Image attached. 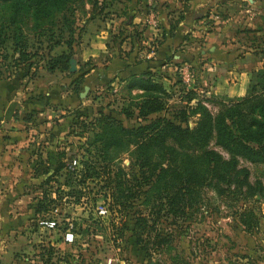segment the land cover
<instances>
[{"label":"rangeland","instance_id":"rangeland-1","mask_svg":"<svg viewBox=\"0 0 264 264\" xmlns=\"http://www.w3.org/2000/svg\"><path fill=\"white\" fill-rule=\"evenodd\" d=\"M148 1L149 3H145V0H81V4L77 5L72 12L75 19L74 29L77 32L72 45V57L77 59V65L75 66L72 62L73 70L53 71L51 74H48V71L42 67L37 68L35 76L39 77L38 85L43 86L47 82V87L44 90L48 92L56 90L57 97L51 103L47 100L48 96L43 95L44 91H40V89V93L39 91H29L31 92L29 95L36 93L30 97L35 98L36 96V100H40V103L37 104L41 109L46 107L51 112L44 114L43 119L40 118L37 124L46 125L48 123L58 127L60 136H62L56 145L57 148H52L54 153L52 155L44 154L46 159L39 163L41 165L46 162L42 166L43 174L47 175L53 169L54 156L58 155L57 152L61 153L62 158L71 156V166H79L78 160L82 156L83 158L86 156L83 148L90 136L89 129L85 127V121L98 111L112 115L125 126H134L158 115L170 118V115L178 108H183L186 105L194 106L196 100H200L201 104L214 112L216 104L210 100L206 101L204 98L211 95L233 98L245 93L247 84L253 78L255 70L264 60V0H224L223 2L207 0L208 8L199 25L200 30L205 33L201 36H187L185 33L186 43L179 42L177 46L170 49L167 55L155 52L159 50L157 47L164 39L163 33L157 32L149 37H144L142 33L144 30L154 29L153 27L157 24V13L152 15L153 23H150L152 18L147 17L154 12V10L148 11V8L152 9L151 2L162 1L165 3L167 0ZM175 1L181 2V6H183L188 5L191 0ZM166 6L163 7L167 8ZM134 8L142 13L147 10L148 13L143 18V22L139 21L133 24L135 26L128 27L129 31L141 28L142 32L136 34L134 45H129L122 51L123 56L130 52L134 53L132 59L134 62L136 58H152L150 67L146 68L144 73L151 74L152 78L159 81L164 88V93L160 96L161 109L148 114L146 118L137 116L134 106V102L141 100L142 91L137 88L127 89L125 87L127 83L123 80L126 76L124 69L129 66V63L125 64V67L121 66L124 67L123 69H118V63H113L109 69H106L104 64L102 65V61L108 58H118V16L122 14L121 16L126 19ZM181 12L182 10H178L172 13L169 31L176 29L177 22L183 16ZM99 29L103 30V34H105L102 45L104 50L101 53H95L92 58L86 55L87 45L90 41V37L87 35L97 33ZM124 30L126 31L127 27H122L120 33L123 34ZM154 32L156 31L154 30ZM168 34L169 36L173 35L169 32ZM219 40L231 42L232 60L229 62L231 70L238 72L245 69L243 71H245L246 82L242 94H233L227 88V91H224V87L229 86L236 92L240 84L233 77H230L231 80L224 79L225 70L219 69L217 66L221 64L225 66L226 63L216 62L209 52L214 48V42ZM34 46L32 44L31 50ZM61 47L63 44L54 48L53 52H57ZM208 47L209 49H207ZM37 52L42 54L45 51L38 49ZM33 59L36 60L35 57ZM37 62L41 63V60H37ZM134 62L130 64H134ZM3 67L4 65H0L1 81L14 78L20 81V84L23 81L26 83L27 75L22 71L23 69H19L7 77V71ZM91 67L100 70L99 72L103 73V76L98 80L94 79L93 83H88ZM11 68L8 66V70ZM84 85L87 86V90L82 96H79ZM243 85L244 83L241 84V87ZM53 87L55 88L51 89ZM37 88L39 87L35 86L33 90ZM196 116V113L188 115L186 123L192 126ZM52 145L54 146V143ZM131 149L132 146L128 145L126 149L116 154L115 162L126 170L130 167ZM238 166L247 168L248 182L254 187L260 186L261 188L254 190L251 197L241 199L240 197L233 198L227 190L222 194H217L209 186L201 187L197 202L193 208L185 210L184 218L180 217L172 221L170 217L162 216L150 229L147 237L149 241L147 260L150 264H153V261L158 264H264V164L239 159ZM51 196L54 197V194ZM79 201L75 203L61 197L49 205L46 210H43L42 214L30 217L31 222L35 221L38 230L36 235L40 240L45 241L43 246L48 253L53 252L56 242H62L63 232L68 223L74 225L76 229L79 224L84 225L88 216L95 215L94 207L102 200L97 197L93 204L84 198ZM238 206L243 208L252 206L256 211H259L261 216L258 219L257 228L247 229L240 224L238 213L242 209L237 208ZM111 216H114L113 213ZM127 216L129 217V215ZM115 219L121 222L119 216ZM105 221L107 220H104V223ZM110 233L109 230H105L104 234L97 232L86 236L74 235L71 241L74 243L72 245L74 252L89 258L90 264H101L103 256L111 253V248L115 247L112 244L113 238ZM119 247L118 258L123 259L126 264H146L145 258L133 244L132 238L126 237L122 240V246L119 245ZM52 248L54 249L52 250ZM69 248L71 247L69 246ZM56 249L59 250L58 247ZM53 257L56 258L55 255Z\"/></svg>","mask_w":264,"mask_h":264},{"label":"trees","instance_id":"trees-1","mask_svg":"<svg viewBox=\"0 0 264 264\" xmlns=\"http://www.w3.org/2000/svg\"><path fill=\"white\" fill-rule=\"evenodd\" d=\"M80 4L81 0H0V65H4L7 77L19 69L27 78L33 77L39 67L48 72L67 70L77 33L72 12ZM140 31L141 28L125 34L130 46ZM61 44L63 47L53 52ZM38 49L45 52L40 54ZM152 60L136 59L133 69L123 78L127 89L142 91L141 100L134 102L140 118L161 109L164 88L151 74L144 73ZM204 100L213 101L216 110L211 112L196 100L194 106L178 108L170 118L158 115L134 126H125L112 115L98 111L85 121L90 136L79 166H71V156L62 158L57 152L51 173L43 174L45 177L37 185L35 213L42 214L61 197L75 203L84 198L92 204L97 197L107 198L114 216L105 223L99 217L88 216L78 229L72 225L73 234L86 236L109 230L118 250L122 240L132 238L146 264H150V229L162 216L172 221L184 218L185 210L197 202L201 187L209 186L217 194L227 190L233 198L241 199L261 188L248 182L247 168L238 166V161L264 164V60L243 95H211ZM194 113L196 119L189 126L187 117ZM128 145L132 149L126 170L115 161L116 154ZM237 208L242 209L238 221L244 228L258 227L261 215L255 207ZM118 216L121 222L115 220ZM44 247L45 262L53 253L73 258V262L80 256L67 249H52L50 254Z\"/></svg>","mask_w":264,"mask_h":264},{"label":"crops","instance_id":"crops-1","mask_svg":"<svg viewBox=\"0 0 264 264\" xmlns=\"http://www.w3.org/2000/svg\"><path fill=\"white\" fill-rule=\"evenodd\" d=\"M147 1L145 0V3H149ZM223 1L220 0V2ZM150 5L152 9L148 8V11L152 12L154 10V12L150 13L149 16L147 15V17L150 18L152 15L154 16L153 13H157V24L153 27L154 29L144 30L142 33L144 37H149L151 34L155 35L157 32L164 34L162 43L157 47L159 50L155 51L157 54L167 55L170 49L177 46L179 42L182 44L186 43L184 40L185 33H187V36H201V34L205 33V31L200 30L199 25L204 19L208 8L207 0H191L188 5L185 4L183 6H181V2L175 0H167L165 3H162V1L158 3L151 2ZM137 7L138 4L136 5ZM136 8L130 11L126 19L121 16L122 14L118 16V31L122 30L124 26L127 27V30H124L123 34H120L118 37V58L109 59L107 57L108 59L102 61V65L104 64L103 66L106 69H109L113 63H118V69H123L124 65L129 63V66L124 69L127 75L129 70H132L134 67L130 64L134 62L132 60L134 53L130 52L126 56H123L124 53L122 51L130 45L128 42L129 37H125V34L129 31L128 27L135 26L133 24L139 21L143 22V18L148 13L147 10H145L147 11L146 13L145 11L142 13L136 10ZM178 10H182L183 16L177 22L176 29L169 31L170 23H172L170 17L172 13ZM113 28H115V25H113ZM98 32L87 35L90 37V41L87 45L88 52L86 55L92 58L95 53H101L104 50L102 45L105 34H103V30L101 29ZM168 32L173 35L169 36ZM231 48V42L219 40L216 43L214 42V48L209 52H211V56H213L216 62L226 63L225 66H222V64L217 66L219 69L225 70L226 76L224 79L229 78L231 80L230 77H233L240 84L236 92L230 89L229 86L224 87V91L228 89L233 94H242L246 82L245 71H243L245 69L238 72L231 70L232 67L229 64L232 60L230 54ZM71 58L73 64L76 66L77 59ZM96 66H98L97 63ZM99 71L91 67L88 83H93L94 79L98 80L103 76V73ZM39 73L41 74L42 72ZM47 73L51 74V72ZM38 78L35 75L31 78L25 77L26 83L23 81L21 84L19 83L20 81L14 78L6 81L0 80V264H90L89 258L84 256H79L77 262H73V258L71 259L67 256L64 258L54 253L53 255L56 258L50 255V259L47 260L50 263L43 261L45 256L43 255V242L45 241L43 239L40 240L39 236L36 235L38 234L36 223L35 221L31 222L30 219L32 215L37 216L34 211V203L39 193L37 185L43 179L42 166L46 164V162H43L41 165L39 163L46 159L44 158V154L50 153L52 155L54 153L52 148H57L56 145H58L62 137L60 136L58 127L56 128L48 123L46 125L37 124V121L40 118L43 119L42 116L50 111L46 107L45 109H41L38 106L40 100H36V96L35 98L30 97L31 95H36V93L29 95L31 93L29 91L38 92L39 89L40 91H44L43 95H47V100L51 103L57 98L56 90H50L49 92L44 90L47 87V82L43 85L44 87L38 85ZM243 83L244 85L241 87ZM35 86L39 88L33 90ZM28 113L29 117L26 118ZM45 119H47V116H45ZM53 143L54 146L52 145ZM55 246V249L58 247L59 249H67L74 253L73 247L69 248L64 242L58 241L55 243Z\"/></svg>","mask_w":264,"mask_h":264},{"label":"built area","instance_id":"built-area-1","mask_svg":"<svg viewBox=\"0 0 264 264\" xmlns=\"http://www.w3.org/2000/svg\"><path fill=\"white\" fill-rule=\"evenodd\" d=\"M150 18H152V21L150 23H153L154 22L153 16H151ZM101 200L102 201L98 202V204L95 205L94 207V210H93L95 214L94 216L99 217L102 220H108L109 216H111V213H113V215L115 213L112 210V208L109 206L107 198L101 199ZM71 229H72V224L68 223L67 227L65 228L63 232L62 242L66 243L67 245L71 243L73 236H74L73 231ZM100 263L101 264H126L123 259L118 258V247L116 246L114 248H111V253L103 256Z\"/></svg>","mask_w":264,"mask_h":264},{"label":"water","instance_id":"water-1","mask_svg":"<svg viewBox=\"0 0 264 264\" xmlns=\"http://www.w3.org/2000/svg\"><path fill=\"white\" fill-rule=\"evenodd\" d=\"M68 62H69L68 70L71 71V70H73V66H72V58H70ZM86 90H87V86L84 85L82 91H80L78 95H79V96H82L83 93H84Z\"/></svg>","mask_w":264,"mask_h":264}]
</instances>
